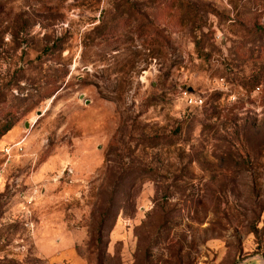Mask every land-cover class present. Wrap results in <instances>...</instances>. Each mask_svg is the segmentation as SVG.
Listing matches in <instances>:
<instances>
[{"label": "rangeland", "instance_id": "obj_1", "mask_svg": "<svg viewBox=\"0 0 264 264\" xmlns=\"http://www.w3.org/2000/svg\"><path fill=\"white\" fill-rule=\"evenodd\" d=\"M11 120L0 264H264V0H0Z\"/></svg>", "mask_w": 264, "mask_h": 264}, {"label": "trees", "instance_id": "obj_2", "mask_svg": "<svg viewBox=\"0 0 264 264\" xmlns=\"http://www.w3.org/2000/svg\"><path fill=\"white\" fill-rule=\"evenodd\" d=\"M13 123H14V121L11 120V121L7 122L4 126H2V127L0 128V136H2L7 130H9L10 127L13 125ZM145 173H146V172H144V171L142 170V171L139 173L140 177H141V178L146 177Z\"/></svg>", "mask_w": 264, "mask_h": 264}]
</instances>
